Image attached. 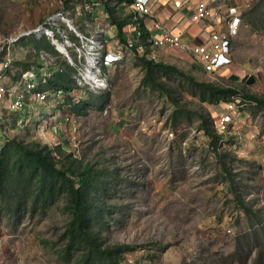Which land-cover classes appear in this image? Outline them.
Segmentation results:
<instances>
[{
    "label": "rangeland",
    "instance_id": "374dc122",
    "mask_svg": "<svg viewBox=\"0 0 264 264\" xmlns=\"http://www.w3.org/2000/svg\"><path fill=\"white\" fill-rule=\"evenodd\" d=\"M98 1L0 0V40L59 9L70 12L77 26L90 23L94 28L98 22H108ZM163 2L153 5L155 13L168 15L166 25L185 33L174 0ZM123 7L132 12L126 3ZM250 9L234 41L233 66L224 74L203 73L190 54L180 51L159 50L160 60L196 81L264 98V0H253ZM123 31L130 34L131 29L126 26ZM197 31L193 26L189 32ZM182 40L195 41L188 35ZM33 43L31 39L24 45L30 48ZM18 51L15 47L12 71L24 69L20 62H37L32 51L24 57ZM61 63L65 64L62 59ZM108 72L111 88L99 94L102 108L98 95L74 86L67 103L81 99L90 106L76 111L70 103L37 104L26 110L21 132L27 141L62 145L104 171L105 211L98 216L103 225L95 228L103 245L128 246L122 258L134 264H264V106L242 99L233 123L218 131L221 138L214 149L196 113L208 115L216 126L225 102L201 104L186 79L166 76L180 104L193 113L192 119L174 124L170 102L140 86L139 56L125 53ZM251 75L254 81L247 83ZM69 115L77 124L74 131L64 120ZM235 195L257 211V217L246 213ZM61 205L63 201L46 214L25 215L16 226L0 214V264H76L78 252L68 261L59 253L66 244L63 232L69 221L60 212Z\"/></svg>",
    "mask_w": 264,
    "mask_h": 264
},
{
    "label": "built area",
    "instance_id": "2783aa9c",
    "mask_svg": "<svg viewBox=\"0 0 264 264\" xmlns=\"http://www.w3.org/2000/svg\"><path fill=\"white\" fill-rule=\"evenodd\" d=\"M158 1L133 0L130 7L144 29L139 24L128 25L130 34L123 31L120 36L117 27L109 22H98L94 28L90 23L79 27L70 12L59 9L35 26L20 29L1 39L0 149L14 133L24 129V115H27L28 108L33 109L35 105L50 100L57 105L63 104V107L69 105L66 92L46 88L55 73L67 71L66 67L73 68L71 81L75 87L83 88L84 92L102 94L111 88L108 69L120 63L125 53L155 60L160 59L159 50L188 53L203 73L216 76L233 66L234 41L243 15L250 9L253 0H197L193 5H190V0H175V9L187 14L190 23L198 27V31L192 34L195 41L190 42L183 41L182 34L170 30L155 13L153 5ZM149 19L152 22L150 25L147 23ZM31 39L49 41L55 53L37 50L34 43L28 48L24 44ZM15 47L19 48L18 54L22 57L32 51L37 62L20 71L15 68L17 73L12 71ZM61 59L65 64L61 63ZM225 103L226 110L215 126L219 132L233 123V112L241 106V98L236 96ZM64 120L73 131L76 130L73 116H66ZM169 136L173 137V134Z\"/></svg>",
    "mask_w": 264,
    "mask_h": 264
},
{
    "label": "trees",
    "instance_id": "16d2710c",
    "mask_svg": "<svg viewBox=\"0 0 264 264\" xmlns=\"http://www.w3.org/2000/svg\"><path fill=\"white\" fill-rule=\"evenodd\" d=\"M133 0H99V10L106 15L109 23L115 25L121 36L128 25L139 24L134 12L126 13L123 3L131 5ZM252 10V9H250ZM248 10V12L250 11ZM37 50L45 49L55 53L47 40L34 41ZM143 67L140 86L155 90L170 102L173 112L170 119L177 124L182 118L192 119V111L180 104L175 88L165 80L166 76H181L196 90L201 104L217 105L228 102L234 97L251 100L264 106V98L250 94H241L235 88L222 87L216 83L196 81L175 65L163 63L160 59H147L139 56ZM26 69L29 65L20 62ZM73 68L65 72H57L46 85V88H58L67 93L74 88L71 81ZM91 92V91H89ZM86 93V92H85ZM96 94V93H95ZM98 95L97 105L101 96ZM73 101V99H72ZM68 102L71 110L80 111L91 103ZM100 104V105H99ZM200 129H203L209 144L216 149L221 138L208 115L197 111ZM24 130V129H23ZM19 132V133H18ZM16 132L0 149V214H4L16 226L25 215L46 214L53 206L61 205L60 212L69 216L63 232L66 244L60 250L64 260H69L73 252H78L76 264H134L124 262L122 254L126 245H103L95 231L99 227L98 216L105 211L104 194L108 187L104 171L95 168L92 161L81 159L73 151L68 152L62 145L51 146L36 139L27 141L22 137V130ZM236 202L241 205L252 218L257 211L245 204L237 195Z\"/></svg>",
    "mask_w": 264,
    "mask_h": 264
},
{
    "label": "crops",
    "instance_id": "0c3cea01",
    "mask_svg": "<svg viewBox=\"0 0 264 264\" xmlns=\"http://www.w3.org/2000/svg\"><path fill=\"white\" fill-rule=\"evenodd\" d=\"M175 1V0H174ZM197 0H190V5H193L194 4V2H196ZM162 2V4H164V2H163V0L161 1ZM174 3V2H173ZM174 9H175V6H174ZM154 10V9H153ZM176 10V9H175ZM155 11V10H154ZM176 11H179V10H176ZM156 12V11H155ZM159 12H162L161 10L159 11ZM187 13V12H186ZM162 15H163V13H161ZM161 14H157L158 16H160V17H162L161 19L162 20H164V21H166L167 19H168V15H161ZM169 14V13H168ZM170 15V14H169ZM181 16L179 17V19H180V21H179V23H181V22H184L182 25V27L184 28V30H185V33L180 29V28H178V26H176V25H174L173 27H171V28H169L167 25H166V22H164V24L170 29V30H172L174 33H176V34H182V36L184 37V36H189V37H192V34L193 33H190L189 31H190V28H192L193 26H196V25H194V24H192V23H190V21H189V19H187V18H189L188 17V15L187 14H185L184 12H182L181 11V14H180ZM178 19V20H179Z\"/></svg>",
    "mask_w": 264,
    "mask_h": 264
},
{
    "label": "water",
    "instance_id": "95a60500",
    "mask_svg": "<svg viewBox=\"0 0 264 264\" xmlns=\"http://www.w3.org/2000/svg\"><path fill=\"white\" fill-rule=\"evenodd\" d=\"M254 81V77L251 75L248 80H247V83H252Z\"/></svg>",
    "mask_w": 264,
    "mask_h": 264
}]
</instances>
